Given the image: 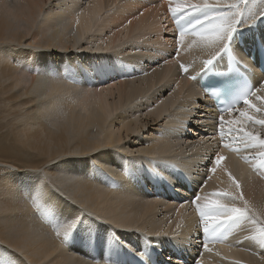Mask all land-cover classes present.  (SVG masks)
<instances>
[{
	"label": "bare ground",
	"instance_id": "bare-ground-1",
	"mask_svg": "<svg viewBox=\"0 0 264 264\" xmlns=\"http://www.w3.org/2000/svg\"><path fill=\"white\" fill-rule=\"evenodd\" d=\"M84 1L0 0V113L18 112L4 127L16 125L20 149L55 160L42 174L37 164L20 169L0 161L10 168L0 175V264H149L155 248L168 246L171 256H159L164 263L243 264L238 244L264 224L247 222L244 232H254L205 250L210 236L197 206L214 192L234 191L231 175L244 198L236 206L247 202L257 214L264 210V175L232 151L229 129L238 125L229 121L239 120L245 106L221 121L187 79L198 68L187 65L183 50H193L195 39L185 35L176 45L170 37L174 1L91 0L92 10ZM254 28L248 26L249 33ZM72 57L82 77L69 73L65 80L59 74ZM96 73L101 80L91 78ZM258 91L264 101V88ZM149 106L157 111L146 112ZM217 154L225 157L218 166ZM201 178L206 187L199 190ZM197 193L201 199L193 204ZM40 207L46 227L36 217ZM62 231L66 239L79 238L72 239L70 253L62 250Z\"/></svg>",
	"mask_w": 264,
	"mask_h": 264
},
{
	"label": "snow or ice",
	"instance_id": "snow-or-ice-1",
	"mask_svg": "<svg viewBox=\"0 0 264 264\" xmlns=\"http://www.w3.org/2000/svg\"><path fill=\"white\" fill-rule=\"evenodd\" d=\"M174 3L175 6L169 7V12L178 33L176 44L179 45L185 35L196 37L195 42L203 46L209 56L204 60L202 70L212 65L219 56L228 52L231 36L241 23L248 24L264 16V0H174ZM77 23H79V15ZM127 23L131 24L132 20H128ZM4 43L9 44L10 41L5 40ZM24 46L32 47V45ZM180 70L182 73H188V67L184 64L180 65ZM187 79L193 80L194 76L189 74ZM261 88H264V83L261 84ZM254 95L255 90L252 88L246 89L242 94L241 101L245 107L239 111V120L229 121L230 124L238 125L235 129H229V133L232 135V143L239 145L232 151L254 152L255 154L244 156L243 159L246 163L252 164L254 170L264 175V115H256L264 112V101L261 106L254 107L250 100ZM238 105L222 111L220 120L224 119L223 113L233 112ZM246 126H259L260 131L257 132L255 129L247 131ZM221 133H223L222 128ZM199 139L203 142L206 138L200 137ZM224 159L223 155L217 154L214 157L215 165L218 166ZM210 171H215V167ZM229 180L235 186L234 191L214 192L211 194L212 199H207L206 203L197 206L203 231L210 236L202 244L205 250H210L209 243L226 241L233 230L246 222L253 225L264 224V219H262L264 210L257 214L247 202H244L242 207L236 206V201H243L244 198L240 194V184L231 175ZM200 199L197 193L191 203L196 204V201ZM117 226L121 225L117 223ZM257 231L258 234L250 239L254 240L260 248H264V227H260ZM62 232L64 240L67 238V231ZM60 233L61 231H57V236Z\"/></svg>",
	"mask_w": 264,
	"mask_h": 264
},
{
	"label": "rangeland",
	"instance_id": "rangeland-1",
	"mask_svg": "<svg viewBox=\"0 0 264 264\" xmlns=\"http://www.w3.org/2000/svg\"><path fill=\"white\" fill-rule=\"evenodd\" d=\"M96 46L99 44H95ZM86 63V62H85ZM72 67L76 66L75 64L72 63L71 65ZM75 68V67H74ZM92 70V68H90ZM1 109V108H0ZM12 113V114H11ZM11 113H0V161H4L5 164L7 165H12L15 168H27L25 165L29 166V162L33 163V164H37L40 167L39 169V173L42 174L45 171V168L49 165L52 164L53 162H55V160H50L51 158H47V157H39V155L35 154L36 152L31 151L30 149H25L22 147V149H20L21 145L16 142L15 138H14V131L13 130L16 125L13 124L11 125V127L6 126L4 127V124L7 120L12 119V116L14 117L16 115V113H18L16 110H14ZM2 114V115H1ZM6 117H5V116ZM4 116V117H1ZM11 117V118H10ZM6 120V121H5ZM3 126V127H2ZM9 127V128H8ZM13 128V129H12ZM11 132V133H10ZM17 146L19 149H17ZM16 150V151H15ZM30 150V151H29ZM23 151V152H22ZM30 152V153H27ZM34 152V153H32ZM2 153V154H1ZM23 154V156H22ZM33 154V155H32ZM35 154V155H34ZM33 157H32V156ZM37 155V157H36ZM14 156V157H13ZM18 156V157H17ZM26 156V157H25ZM21 157V158H20ZM20 158V159H19ZM32 158V159H31ZM34 159V160H33ZM22 160V161H21ZM27 160V161H26ZM30 160V161H29ZM49 161V162H48ZM8 162V163H7ZM27 162V163H26ZM38 162V163H37ZM47 163V165L44 164ZM26 163V164H25ZM1 164V163H0ZM4 164V163H3ZM43 165V167H42ZM8 167H0V175L3 174L4 172H8V169H6ZM4 170V171H3ZM59 170V169H58ZM42 171V172H41ZM48 179V178H47ZM49 181V179H48ZM50 182V181H49ZM103 259V258H102ZM110 261V260H109Z\"/></svg>",
	"mask_w": 264,
	"mask_h": 264
}]
</instances>
